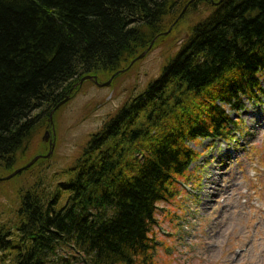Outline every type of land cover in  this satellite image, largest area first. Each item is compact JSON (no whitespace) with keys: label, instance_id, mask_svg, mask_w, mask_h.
<instances>
[{"label":"trees","instance_id":"obj_1","mask_svg":"<svg viewBox=\"0 0 264 264\" xmlns=\"http://www.w3.org/2000/svg\"><path fill=\"white\" fill-rule=\"evenodd\" d=\"M202 5L211 13L65 179L22 190L13 225L0 223V264H157V206L198 157L188 143L227 138L224 107L264 96V0H0V178L25 166L75 83L107 82Z\"/></svg>","mask_w":264,"mask_h":264},{"label":"rangeland","instance_id":"obj_2","mask_svg":"<svg viewBox=\"0 0 264 264\" xmlns=\"http://www.w3.org/2000/svg\"><path fill=\"white\" fill-rule=\"evenodd\" d=\"M187 8L177 27L157 37L143 52V58L138 59L142 53L108 80H112L108 87H99L91 80L75 83L69 101L54 113V125L37 133L22 165L48 155L51 143L52 155L41 158L42 163L32 172L20 173L8 181L0 178V223L13 225L20 194L32 179L54 183L65 179L62 176L90 137L128 99L144 92L188 39L191 27L212 11L202 5L185 14ZM160 37L163 39L158 41ZM242 104L239 111L224 107L231 120L237 122L228 138L188 143L198 157L186 176L178 179L174 196L158 204L153 230L157 264H264V96ZM247 112L253 113L250 120ZM47 132L49 138L45 141ZM42 141L47 149L40 144ZM213 186L217 191L211 194L208 191Z\"/></svg>","mask_w":264,"mask_h":264},{"label":"water","instance_id":"obj_3","mask_svg":"<svg viewBox=\"0 0 264 264\" xmlns=\"http://www.w3.org/2000/svg\"><path fill=\"white\" fill-rule=\"evenodd\" d=\"M212 1V3L213 4H215V5H219V4H221L224 0H220L219 2H217V3H215L213 0H211ZM172 29H170L169 30V32L168 33H170V31H171ZM168 33H166V34H164V35H167ZM153 44V43H152ZM152 44H151V46H152ZM151 46L149 47V49L151 48ZM148 49V50H149ZM145 54L146 53H143L138 59H141V58H143L144 56H145ZM124 72V71H123ZM86 80H91V81H94V83L96 84V85H98L99 87H108L110 84H111V82H112V80H110V81H108L107 83H104V84H99L98 83V81L95 79V78H93V77H91V76H87V77H85V78H83L81 81H80V85L84 82V81H86ZM69 99H70V97L68 96L63 102H61L52 112H51V114H50V126H53L54 125V123H53V115H54V113L61 107V106H63L64 104H66L68 101H69ZM52 129V128H51ZM53 131H54V128H53ZM48 138H49V132H47L46 134H45V137H44V140L45 141H48ZM52 153H53V144L51 143V149H50V152H49V154L48 155H46V156H37V157H35L29 164H27L25 167H23V168H21V169H18V170H16L15 172H13L11 175H9V176H6V177H4V178H2L1 180H3V181H8V180H11L12 178H14V177H16L17 175H19L20 173H22L23 171H25V170H27V169H29V168H31L35 163H37L41 158H49L51 155H52Z\"/></svg>","mask_w":264,"mask_h":264},{"label":"bare ground","instance_id":"obj_4","mask_svg":"<svg viewBox=\"0 0 264 264\" xmlns=\"http://www.w3.org/2000/svg\"><path fill=\"white\" fill-rule=\"evenodd\" d=\"M252 114H253L252 112H247V113H246V115L248 116L249 120H250V116H251ZM225 152H226V151H225ZM225 152H224V154H226ZM219 157H220V156H219ZM209 190H210V191H208V192H210L211 194H214L215 191H217V187H216V186L210 187Z\"/></svg>","mask_w":264,"mask_h":264}]
</instances>
